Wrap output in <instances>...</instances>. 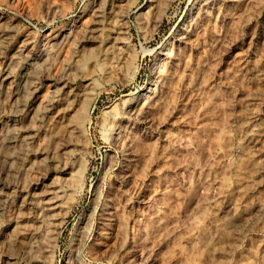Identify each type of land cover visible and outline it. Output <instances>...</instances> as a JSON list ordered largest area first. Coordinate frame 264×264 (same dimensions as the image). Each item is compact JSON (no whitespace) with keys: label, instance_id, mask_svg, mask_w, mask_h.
Segmentation results:
<instances>
[{"label":"rangeland","instance_id":"374dc122","mask_svg":"<svg viewBox=\"0 0 264 264\" xmlns=\"http://www.w3.org/2000/svg\"><path fill=\"white\" fill-rule=\"evenodd\" d=\"M158 1L0 0V264H264V0ZM60 78L84 94L41 119Z\"/></svg>","mask_w":264,"mask_h":264},{"label":"bare ground","instance_id":"6f19581e","mask_svg":"<svg viewBox=\"0 0 264 264\" xmlns=\"http://www.w3.org/2000/svg\"><path fill=\"white\" fill-rule=\"evenodd\" d=\"M155 1L156 0H151L150 6L157 5V4H155ZM157 3H159V1ZM113 12L115 13V11L113 10V5L112 6H107V5L96 6L95 5V7L93 8L92 19H91V21H92L91 23L92 24H91V26L89 28H84L83 29V35L81 34L83 39L92 41V40H95L98 36H100L101 32L104 30V27H107V26H105V22H106L105 18L108 17V14H110L112 16ZM117 20H120V18L117 19ZM119 22H122V21H119ZM120 25H123V24L119 23L117 28H119ZM123 26H121V28ZM118 30L120 31V29H118ZM122 31L123 30H121L120 32L122 33ZM120 32L118 33L119 36L117 35L118 39H119L120 34H121ZM60 36H61V34L52 37V40H51L50 44L52 46H55V45L61 43L62 38H60ZM117 37L115 35L114 39L117 38ZM111 40H112V38H111ZM115 40H117V39H115ZM26 45H27L26 42H23L19 46V48H18L16 53L21 54L23 52V50L25 49ZM46 45H47V43H45V53L43 51L44 48H40L36 54L34 53L35 55H33V56L28 55L29 56L28 60L25 62V65L23 66L24 67V74L32 72L38 66L39 61L42 60L44 57H45V63L47 62V60H48V53H47L48 52V48L47 47L49 45H47V46ZM113 45L114 44H112V46ZM16 53H14V54H16ZM9 57H10V59H9L8 63L10 65L11 63H13L14 60H13V55L9 56ZM6 72L7 73H6V75L4 76V78L2 80H7V79L10 78L11 70H9V68H8ZM83 80H85V79H83ZM62 82H63V80L61 78L57 81V83L55 82L54 94L52 96H50L48 98V100L46 101L45 107L42 109L41 114H40L41 115V119L42 118L43 119L44 118L45 119L48 118L52 113H55L54 114L55 117L60 118L61 117V113H62V108H61L60 104L63 101H65L66 99L68 101L69 100L70 101H76V100H78L80 98L79 96L84 94V93L82 94V91L84 89L83 87L85 86V85H82L83 82L81 84L78 83L79 85H76V86H73L72 84L71 85L70 84H66V83L63 84L62 86H60V84ZM130 102H132V100H127V103H130ZM31 111L28 113V115L31 114L30 115L31 119H34L35 117L37 118L39 116L37 111L34 110V108H31ZM14 121H13L14 122L13 125L11 126L12 130H14V131L18 130V132H20V133L23 132V131H26L27 134L22 137V140H24L25 142L29 143L30 140H32V137H33V133L31 132V130H33V129H31L32 127L31 126L27 127L26 125H24L22 123V121H20V124L18 125V120L15 119ZM55 121H59V119L55 120ZM256 124H255V122L254 123L251 122V124L249 126V130L246 132V138L250 142L255 140V137L258 134V129H260V128L256 127ZM69 131L71 132V130H69ZM68 132H66V133H68ZM15 138H16V136L10 137L9 141H12V140L14 141ZM58 143H60V142H58ZM66 146L67 145H63L61 150L65 151L64 149H66ZM8 184H11V183L8 182ZM39 187H36V189L39 188ZM59 187L60 186L58 185V183L55 182V180H53L52 182H45V184H43L42 187H41L42 190L37 192V190L35 189V192L34 191L31 192L30 195H28V196L26 195L23 198V204L26 205L30 210H32V211H29V216L32 218L33 221L35 219H38L37 217H40L41 220L45 219V220H49L51 222L59 219V213L57 212V210L60 207V201H61V197H62V195H61V191L62 190ZM55 226H57L56 227V229H57L58 226H59L57 222L55 223ZM33 230H35V229L32 228L29 231V233H31V231H33ZM55 232H56V230H55ZM12 257L13 256H11V258ZM9 264H14V263L10 262Z\"/></svg>","mask_w":264,"mask_h":264}]
</instances>
